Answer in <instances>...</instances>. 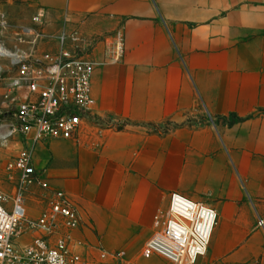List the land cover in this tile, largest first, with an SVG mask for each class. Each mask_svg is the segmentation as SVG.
Segmentation results:
<instances>
[{
  "label": "crops",
  "instance_id": "1",
  "mask_svg": "<svg viewBox=\"0 0 264 264\" xmlns=\"http://www.w3.org/2000/svg\"><path fill=\"white\" fill-rule=\"evenodd\" d=\"M44 29L79 27L98 63L91 115L74 138L35 148L40 211L68 195L128 251L180 193L218 216L196 264H264V0H40Z\"/></svg>",
  "mask_w": 264,
  "mask_h": 264
},
{
  "label": "built area",
  "instance_id": "2",
  "mask_svg": "<svg viewBox=\"0 0 264 264\" xmlns=\"http://www.w3.org/2000/svg\"><path fill=\"white\" fill-rule=\"evenodd\" d=\"M32 23L20 27L12 50L0 46V59L12 74L3 83L0 140L14 139L22 148L7 164V170L19 174L21 189L12 198L0 193V264H89L70 245L80 221L71 198L62 191L51 193L33 218L22 193L38 181L34 149L46 140L74 138L88 120L94 70L120 61L123 36L117 31L103 40V60L98 63L92 57V40L79 27L65 25L48 32L44 14L33 17ZM51 42L54 48L37 53L40 44ZM4 72L0 66V76ZM217 221L209 205L173 192L167 209L154 216L155 232L142 256L156 253L171 264H196L207 252ZM257 225L264 228V220ZM25 236H30L27 243Z\"/></svg>",
  "mask_w": 264,
  "mask_h": 264
},
{
  "label": "rangeland",
  "instance_id": "3",
  "mask_svg": "<svg viewBox=\"0 0 264 264\" xmlns=\"http://www.w3.org/2000/svg\"><path fill=\"white\" fill-rule=\"evenodd\" d=\"M41 9L40 0H0V46L4 45L7 49L12 50L18 44L15 34L20 27L31 26L33 24L32 18L42 14ZM51 47L54 48L52 42L40 44L37 53L46 52ZM6 64L8 65L7 62L0 59V66L5 70L0 76V104L3 95V83L12 75L9 73ZM2 119L3 117L0 115V123ZM21 149V145L14 139L0 140V193L8 198H12L21 189L19 174L7 170V164L19 154ZM33 157L34 161L38 159L35 149ZM22 196L28 215L33 218L37 217L40 213V203L44 200L39 197L34 188H29L27 192L22 193ZM71 236L70 245L73 251L82 255L83 261L89 264H171L163 256L156 253L150 257H143L142 250L145 244L132 252L125 248H119L114 245L113 238L100 237L90 225H88L87 232L79 234L75 229ZM28 241H30V236H25L23 243Z\"/></svg>",
  "mask_w": 264,
  "mask_h": 264
}]
</instances>
